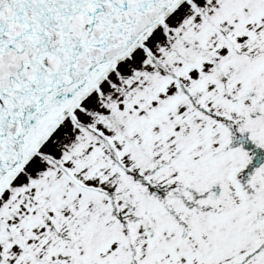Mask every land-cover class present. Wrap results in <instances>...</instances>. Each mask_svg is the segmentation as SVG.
Listing matches in <instances>:
<instances>
[{"label": "snow or ice", "instance_id": "snow-or-ice-1", "mask_svg": "<svg viewBox=\"0 0 264 264\" xmlns=\"http://www.w3.org/2000/svg\"><path fill=\"white\" fill-rule=\"evenodd\" d=\"M0 264H264V0H0Z\"/></svg>", "mask_w": 264, "mask_h": 264}]
</instances>
